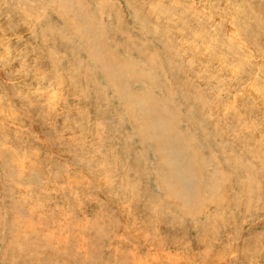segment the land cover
I'll return each mask as SVG.
<instances>
[{
	"label": "rangeland",
	"instance_id": "rangeland-1",
	"mask_svg": "<svg viewBox=\"0 0 264 264\" xmlns=\"http://www.w3.org/2000/svg\"><path fill=\"white\" fill-rule=\"evenodd\" d=\"M0 264H264V0H0Z\"/></svg>",
	"mask_w": 264,
	"mask_h": 264
},
{
	"label": "bare ground",
	"instance_id": "bare-ground-1",
	"mask_svg": "<svg viewBox=\"0 0 264 264\" xmlns=\"http://www.w3.org/2000/svg\"><path fill=\"white\" fill-rule=\"evenodd\" d=\"M145 110H146V109H145ZM152 112H153V111H152ZM150 114H153V113L150 112ZM150 114H149V115H150ZM153 115H154V114H153ZM151 137H152V136H151ZM144 140H146V139H144ZM170 142H171V141H170ZM154 143H155V142H154Z\"/></svg>",
	"mask_w": 264,
	"mask_h": 264
}]
</instances>
